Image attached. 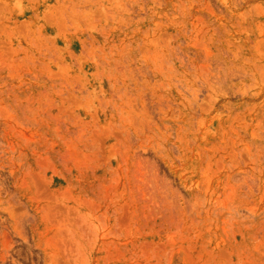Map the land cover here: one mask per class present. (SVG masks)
<instances>
[{"label":"rangeland","instance_id":"1","mask_svg":"<svg viewBox=\"0 0 264 264\" xmlns=\"http://www.w3.org/2000/svg\"><path fill=\"white\" fill-rule=\"evenodd\" d=\"M0 264H264V0H0Z\"/></svg>","mask_w":264,"mask_h":264}]
</instances>
